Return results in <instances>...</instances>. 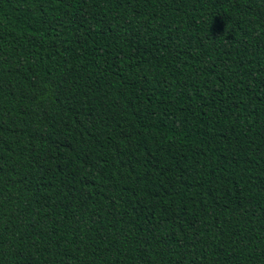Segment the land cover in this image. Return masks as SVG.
<instances>
[{"label": "trees", "instance_id": "1", "mask_svg": "<svg viewBox=\"0 0 264 264\" xmlns=\"http://www.w3.org/2000/svg\"><path fill=\"white\" fill-rule=\"evenodd\" d=\"M0 264H264V0H0Z\"/></svg>", "mask_w": 264, "mask_h": 264}]
</instances>
